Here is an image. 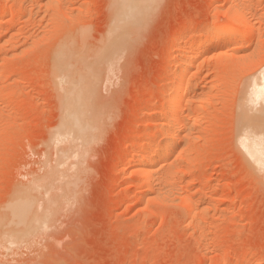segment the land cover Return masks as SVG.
I'll return each mask as SVG.
<instances>
[{
    "label": "rangeland",
    "instance_id": "obj_1",
    "mask_svg": "<svg viewBox=\"0 0 264 264\" xmlns=\"http://www.w3.org/2000/svg\"><path fill=\"white\" fill-rule=\"evenodd\" d=\"M155 1L118 22L117 0H0L12 8L0 17V264H264V171L239 145L243 115L264 106L246 102L264 68V0H242L257 32L243 49L199 61L185 109L197 126L139 179L133 146L144 133L162 139L147 125L168 105L179 47L208 24L237 25L226 0ZM115 20L122 34L106 43ZM77 82L82 138L60 130ZM20 194L34 221L12 238L3 218ZM182 196L198 203L196 223Z\"/></svg>",
    "mask_w": 264,
    "mask_h": 264
},
{
    "label": "bare ground",
    "instance_id": "obj_2",
    "mask_svg": "<svg viewBox=\"0 0 264 264\" xmlns=\"http://www.w3.org/2000/svg\"><path fill=\"white\" fill-rule=\"evenodd\" d=\"M154 1L155 0H117L115 7L118 6L119 11H118V9L113 11V13L115 11H117V12H115V15L118 13L117 14L118 19L116 17H115V19L119 22L120 17L126 18V14H127V16L129 15V18H131V17L135 18V15L142 17V15L144 13H146L147 10H149L150 6L152 5V3ZM226 1H227L228 12H229V13L227 12L226 14H229L230 17L234 21H237L236 22L237 25L226 26L223 24L213 23V24H208V26H207L205 24L206 28L204 30L205 32L203 35L199 36V38L197 40L195 39L193 41L192 40L189 41V43H186V46L183 44L184 47L183 46L182 47L180 46L181 48L179 47V50L177 53L178 58L176 57L179 60V62L177 63V61H175L176 59L174 57H172L175 59L174 62L178 65L171 64L169 66V72L171 71V72H173L172 74H174L178 71V72H180V75H179V77L176 76L178 79V80L175 79V80H177V83L175 82L176 84H174L171 82L170 84L171 85L173 84V85L171 87L168 85L169 88H167L168 89V91H166L167 94L165 92V94L168 97V103H167L168 105H166V102H165L164 105L161 106L162 108L160 109V112L158 113V118L155 119L154 118L155 115H154V117H153L154 121L147 125L148 128H151L152 126L157 125L158 135L162 139L158 140L157 139L158 137L156 138V135L154 136V135L149 134V133H147V134L144 133V134L140 135L141 137L138 136V137H140L139 144L141 145V149H139L137 145L133 146V152L134 153H133L132 157H134L133 159H139L138 164L136 165V167H137L136 174L139 177V179L147 177V176L149 177V175L151 173L158 171L159 168H161L163 165H165L166 161L170 157V154L172 155V153L176 149H178V147L181 145L180 143L183 140V138L181 140V138L177 137V135L179 136L180 134H182L184 126L186 127V125H187L186 128L188 129L189 133L194 130V127H193L194 125H192L191 123L195 124L193 121L196 120L195 116H197V115H194L193 114L194 112L193 113L188 112V114L185 115V109L191 108L193 102H195V101H193L194 99H191L189 95H190L192 90L196 89L195 88L196 86L192 83V81L194 78H196L198 76L197 75L198 72H196V70H197V66H198L199 61L203 57H209L210 58L214 54L216 55V53H219L218 51L221 50L222 48H224V49H227V48L231 49L232 48V50L235 49L234 51H236L237 49H243L244 48L243 44L245 42L244 40L248 37H251L253 39L255 36V33H257V32H255L256 29L253 27V25L251 23V21H252L251 16L253 13H250V10L248 8L249 6L247 5L248 3H246L245 1H242V0H241V2H239L238 0H226ZM115 2H116V0H115ZM8 3H10V2H8ZM5 4H6V2H5ZM116 8H114V9H116ZM11 9L12 8L9 6V4L1 6L0 7V17L2 16V18H3V15L8 14L9 11H12ZM125 18H123V19H125ZM129 18H128V20H129ZM116 20L114 21L115 25H113L112 30L109 33L110 35L106 36V37L109 36L108 37L109 40L107 39L108 41L106 40L107 41L106 43H108L109 41H112V38L114 39L115 37H117V35L122 34V33H119V32H121V30L119 29V28H121V26L118 25L119 23ZM116 22H117V24H116ZM123 22H124L123 24H125L126 21H123ZM128 22H130V20ZM124 27H127V25ZM122 28H123V26H122ZM188 28H189V26L187 27V29ZM211 34H217V35L211 36ZM260 40L255 45L256 46L255 48H257V49H259L262 46L261 44L263 42L262 41L263 38L261 41ZM102 41H103V39H102ZM175 41H176V39H175ZM177 41L178 42L180 41L182 44V43L186 42V38L182 34V36L180 35V38H178ZM248 47L246 46L245 48H248ZM247 50L248 49H246V51ZM241 55H242V53H241ZM236 56L238 58L240 56V54H239V56L238 55H236ZM247 56H250V55H247ZM241 57H243L242 60H244L246 55H245V57L244 56H241ZM241 57L238 58L240 60V62L242 61ZM232 59H233V57H232ZM238 59H236V60L238 61ZM250 59H252V58H250ZM171 62H173V60ZM240 62L238 61V63H240ZM260 70H261L260 73H258L259 75H257V77H255V79H253V82L251 83V89L249 92V96L247 97V100H246L247 104H249V106L252 108V110L254 108H256L260 103L264 102V68L263 69L261 68ZM198 71H200V69ZM177 75H178V73H177ZM78 78H80V77H78ZM80 80L78 82H80ZM78 82H77V85H74V86L70 85L73 88L70 89L71 90V95H69L70 99L66 103L65 109L63 111L62 122H60L61 123V125H60L61 129L60 130L62 133L63 132L69 133L73 130V132H76L75 136L76 135H80V136L82 135L83 136L89 130V127H88L89 121H87L85 119V117H87V116H85V114H87V112H85V109H86L85 106L86 105L84 106L85 97L83 96V93H85V90H84L85 87H84V85L81 86L82 82H81V84L79 83L80 86H78ZM159 85H160V83H159ZM165 86H167V85H165ZM85 89H87V88H85ZM165 89L166 88L164 87V91H165ZM82 91H83V93H82ZM187 97L189 99H187ZM164 99H165V97H164ZM200 106H202V105H200ZM210 109H211V107H210ZM247 110H249L248 106H247ZM84 112H85V114H84ZM152 112H153V110H152ZM245 112H249V111H245ZM151 114H153V113H151ZM151 114H149V115L152 116ZM205 116L206 115H204V117ZM243 119H244L243 123L244 122L245 123H244V126L242 128V132L239 133V135H241V136H239L240 137L239 145L241 144L242 148L244 149L243 151L248 155V156L246 155L247 158H250V160L252 161L251 163L253 165H255V168L257 170H259V172L261 171V173H262V171H264V106H262V108L259 109L257 114L250 115V114L246 113L245 117L243 115ZM199 122H200V120H199ZM188 125H190V126H188ZM198 130L199 129H197V131ZM82 136H81V138H82ZM175 136L177 137V139L173 138ZM138 140H136V142ZM183 141L186 142L187 140L185 141V139H184ZM182 145H183V143H182ZM151 148L157 151L156 155H154V156L151 155V152L149 150ZM191 151H192V149H191ZM191 151L189 149V152H191ZM168 164H170V163H168ZM255 168H253V169H255ZM257 170H255V171L257 172ZM149 184H150V181H149ZM148 186L150 188V185H148ZM148 186H147V188H148ZM185 193H186V191H185ZM29 194H20L18 196V198L14 201L13 205L5 213V217L3 218V220L5 219V223H6V225H5L6 226V233H9V235H11V237L20 234L22 231H24V229L29 227L34 221V213H33V207L34 206H32V198ZM183 198H184L183 199L184 204L188 210L187 212H189L191 215L190 216L191 220H194L196 223L197 219H195V213L199 207L198 203L195 202L196 200L193 201L192 198H189L188 196H185ZM33 201L36 202L35 200H33ZM34 205H35V203H34ZM191 223H192V221H191ZM197 223H199V222H197ZM193 224H194V222H193Z\"/></svg>",
    "mask_w": 264,
    "mask_h": 264
}]
</instances>
